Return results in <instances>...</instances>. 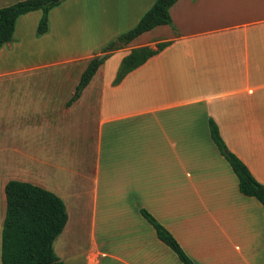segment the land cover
Returning <instances> with one entry per match:
<instances>
[{"label":"crops","instance_id":"crops-1","mask_svg":"<svg viewBox=\"0 0 264 264\" xmlns=\"http://www.w3.org/2000/svg\"><path fill=\"white\" fill-rule=\"evenodd\" d=\"M18 1L0 0V8ZM155 1L65 0L40 37L42 11L20 16L14 41L0 49V79L33 72V81L75 90L90 59ZM170 13L174 26H156L113 53L72 104L0 100V177L23 155L33 178L24 181L44 186L34 180L41 155L47 166L52 152L73 160L92 152L91 187L74 196L88 201L70 211L62 189H52L67 207L54 241L65 264H184L141 208L196 264H264V205L241 192L209 125L264 185V0H178ZM161 42L113 83L133 48Z\"/></svg>","mask_w":264,"mask_h":264},{"label":"trees","instance_id":"trees-1","mask_svg":"<svg viewBox=\"0 0 264 264\" xmlns=\"http://www.w3.org/2000/svg\"><path fill=\"white\" fill-rule=\"evenodd\" d=\"M65 0H20L0 8V49L14 41L17 20L32 11L41 10L36 35L49 31L50 11ZM178 0H156L138 23L110 41L90 59L84 69L69 104L78 100L89 85L99 67L116 51L125 48L132 40L159 25L174 26L170 8ZM168 42L133 48L121 61L114 84L160 52ZM213 141L227 159L239 178L240 190L257 198L264 205V185L252 174L247 165L229 149L219 126L210 119ZM6 212L1 234V264H65L57 256L54 241L62 233L68 213L64 200L52 190L20 179H10L5 185ZM143 217L155 228L158 238L167 244L184 264H196L186 253L176 237L150 211L140 210Z\"/></svg>","mask_w":264,"mask_h":264},{"label":"rangeland","instance_id":"rangeland-1","mask_svg":"<svg viewBox=\"0 0 264 264\" xmlns=\"http://www.w3.org/2000/svg\"><path fill=\"white\" fill-rule=\"evenodd\" d=\"M40 72V71H37ZM29 74H14L2 76L0 79V100H69L72 96L74 88L71 83L65 84L66 86L56 85L62 84L60 82L48 83L43 78L33 81L30 79ZM39 74V73H37ZM54 80V79H53ZM4 102L0 101V106ZM3 113L0 112V124L3 123L2 120ZM3 142V137L0 139V147ZM72 156L76 157L73 152ZM82 158H75V160L70 159L69 153L65 152H52L48 156L47 166L43 161V156L41 155V160L36 162L38 165L37 169L40 175H35L34 180L43 183L44 186L49 189L60 188L66 194L67 198L65 201L70 209L74 208L76 204L81 203L84 198L89 199L87 195H84L80 201V197H74L78 192L83 190H88L91 187V164H92V152L90 149L86 150ZM14 161L13 163V174L8 177H0V249H1V234L3 228V222L6 212V197H5V185L8 179L19 178L23 180L33 179L28 172V161L21 157ZM0 168V176L4 169ZM1 264V262H0Z\"/></svg>","mask_w":264,"mask_h":264}]
</instances>
